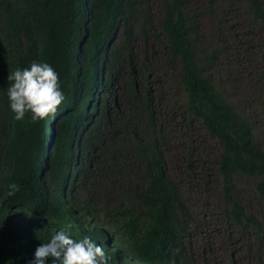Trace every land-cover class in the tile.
<instances>
[{"label": "trees", "instance_id": "obj_1", "mask_svg": "<svg viewBox=\"0 0 264 264\" xmlns=\"http://www.w3.org/2000/svg\"><path fill=\"white\" fill-rule=\"evenodd\" d=\"M196 9L189 0H0V264H30L60 227L77 241L92 236L64 222L60 183L71 185L72 198L82 195L80 208L105 222L126 252L125 263L111 255L108 264H195L192 240L206 234L164 158L172 130L193 122L219 151L209 169L177 135L181 177L207 186L214 173L213 230L264 251L263 220L235 189L246 179L264 199V141L221 90L227 48L238 53V39L264 32V0H206L225 31L213 45ZM33 61L53 67L65 100L55 116L17 121L7 77ZM13 183L19 191L8 196ZM13 200L26 209L15 211Z\"/></svg>", "mask_w": 264, "mask_h": 264}, {"label": "rangeland", "instance_id": "obj_2", "mask_svg": "<svg viewBox=\"0 0 264 264\" xmlns=\"http://www.w3.org/2000/svg\"><path fill=\"white\" fill-rule=\"evenodd\" d=\"M189 2L197 7L196 20L200 23L206 44L213 45L212 43L222 41L225 31L222 29L220 32L217 27V17L206 13V0H189ZM234 14L238 16L239 12ZM246 38V42H242L243 38L238 39L239 47L241 43L240 52H234L233 47L227 48L229 54L225 55L229 57L222 59V63H225L229 73L223 76L221 90L227 100L237 108L243 109L253 121L255 120L253 131L264 141V32L257 27ZM172 131L174 136H169L171 141L168 143L169 150L165 151V162L171 176L175 180H180L181 195L186 200L192 215H196L195 224L198 230L206 234L202 239L199 235L192 240L190 250L195 264H264V251L256 255L254 248L251 250V247H246L241 242L229 243L219 231L213 230L216 225L212 213L217 210L220 195L214 173L211 174L213 176H210V183L207 186L200 184L197 179L189 180L187 183L188 178L181 177L180 168H183L185 159L184 155L180 154L177 135H184L182 144L185 149L194 154V158L199 162H206V167L209 169L214 167L211 159L219 151L215 139L208 136L197 122H193L190 129L176 128ZM197 171H200L198 167ZM235 189L247 210L256 213L264 224V199L255 197L252 183L237 178ZM229 250H233L236 254L229 257Z\"/></svg>", "mask_w": 264, "mask_h": 264}, {"label": "clouds", "instance_id": "obj_3", "mask_svg": "<svg viewBox=\"0 0 264 264\" xmlns=\"http://www.w3.org/2000/svg\"><path fill=\"white\" fill-rule=\"evenodd\" d=\"M7 80L11 81L7 89L9 107L17 121L23 120L29 113L32 122L55 116L65 100L58 74L48 63L33 61L28 68H17L11 72ZM70 186L60 183L58 205L62 218L68 226L92 236L82 237L77 241L60 227V231L45 236L49 241L41 243L35 249L34 259L30 264H47L50 259L52 264H108L113 262L110 261L111 255L117 261H123L120 253L124 259L128 258L112 229L80 208L77 199L82 198V195L72 198ZM9 189L7 195L13 196L19 191V186L13 183L9 185ZM11 206L15 211L26 209V203L16 200L11 202Z\"/></svg>", "mask_w": 264, "mask_h": 264}]
</instances>
